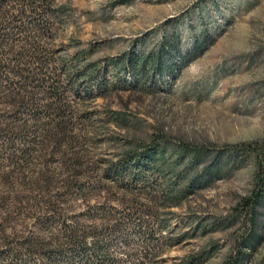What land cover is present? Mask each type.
<instances>
[{
	"label": "rangeland",
	"instance_id": "374dc122",
	"mask_svg": "<svg viewBox=\"0 0 264 264\" xmlns=\"http://www.w3.org/2000/svg\"><path fill=\"white\" fill-rule=\"evenodd\" d=\"M55 2L62 7L54 38L60 60L67 67L98 63L102 72L101 78L80 81L84 85L74 78L72 83L81 94L91 88L89 111L101 121L92 131L96 156L116 160L158 142L174 170L149 176L150 183L184 190L178 204L168 207L147 202L142 192L137 196L136 207L151 204L153 240L143 235L146 224L134 230L129 223L95 240L120 264L138 261L145 251L144 264H227L245 233L243 217L232 208L250 194L258 170L253 154L238 156L228 146L264 140V0ZM203 31L211 43L173 76L166 64L180 65ZM175 40L178 49L170 46ZM136 57L145 58L144 69L134 67ZM101 82L106 88L97 93ZM195 149L202 151L197 163ZM205 163L220 168L219 174L206 178ZM100 195L91 198L87 213L129 197L123 190ZM81 219L90 224L85 215ZM239 264H264V241Z\"/></svg>",
	"mask_w": 264,
	"mask_h": 264
},
{
	"label": "trees",
	"instance_id": "16d2710c",
	"mask_svg": "<svg viewBox=\"0 0 264 264\" xmlns=\"http://www.w3.org/2000/svg\"><path fill=\"white\" fill-rule=\"evenodd\" d=\"M59 9L55 0H0V264H120L95 236L122 231L125 223L134 230L146 224L143 235L153 240L151 204L143 205L145 210L136 207L137 196L142 192L147 202L168 207L178 204L184 190L150 183L149 176L174 170L158 142L125 151L116 160L96 156L92 131L101 121L89 111L91 88L81 94L72 83L101 78L102 72L98 63L67 67L60 60L54 45ZM211 41L203 31L181 55L180 65L169 60L173 76ZM170 46L178 49L179 43ZM134 63L138 69L146 66L143 57ZM104 87L99 83L97 93ZM228 148L238 156L253 154L258 163L256 185L232 208L236 217H243L245 233L227 264H239L264 241V221H259L264 140ZM195 150L192 162L197 163L202 151ZM202 168L208 179L220 171L211 163ZM119 190L129 196L126 202L119 199L120 207L99 205L98 213H87L91 198L100 193L113 197ZM80 206L86 209L81 212ZM84 215L90 224L81 221ZM147 256L145 251L131 264H144Z\"/></svg>",
	"mask_w": 264,
	"mask_h": 264
}]
</instances>
